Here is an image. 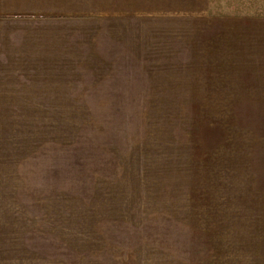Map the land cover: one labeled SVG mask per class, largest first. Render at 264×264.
<instances>
[{
    "label": "rangeland",
    "instance_id": "rangeland-1",
    "mask_svg": "<svg viewBox=\"0 0 264 264\" xmlns=\"http://www.w3.org/2000/svg\"><path fill=\"white\" fill-rule=\"evenodd\" d=\"M113 1L94 106L0 109V264L94 203L264 198V0Z\"/></svg>",
    "mask_w": 264,
    "mask_h": 264
},
{
    "label": "crops",
    "instance_id": "crops-1",
    "mask_svg": "<svg viewBox=\"0 0 264 264\" xmlns=\"http://www.w3.org/2000/svg\"><path fill=\"white\" fill-rule=\"evenodd\" d=\"M115 18L113 0H0V109L94 106L74 86L116 60ZM106 201L66 238L21 241L19 264H264V198Z\"/></svg>",
    "mask_w": 264,
    "mask_h": 264
}]
</instances>
